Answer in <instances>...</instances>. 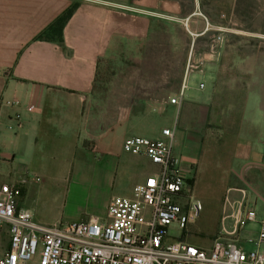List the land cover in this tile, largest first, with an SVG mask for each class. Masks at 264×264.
I'll return each mask as SVG.
<instances>
[{"label": "crops", "instance_id": "obj_1", "mask_svg": "<svg viewBox=\"0 0 264 264\" xmlns=\"http://www.w3.org/2000/svg\"><path fill=\"white\" fill-rule=\"evenodd\" d=\"M237 1L0 0V189L6 184L21 188L19 206L43 226L105 219L113 198L132 196L136 185L157 172L148 158L125 152L124 141L134 136L156 139L163 129L176 127L173 154L186 176L192 164L187 165L185 157L195 158L197 152L191 151L198 149L199 141L191 126L179 130L181 107L212 109L217 97L228 93L230 100L245 102L234 171L246 183L245 188H230L228 196L240 204L236 211L254 208L257 220L236 227L235 238L226 241L264 253V246L257 245L264 219V90L258 86L255 52L250 53V45H219L216 51L212 45L226 32L251 35L226 24L229 20L238 25ZM73 3L79 7L65 26L63 44L40 39ZM163 28H176L187 39L181 87L173 91L179 95L185 85L181 106L152 99L150 113L160 122L149 137L126 123L88 134L85 108L115 47L121 41L152 44ZM237 49L246 54L238 52L240 61L225 64L228 52ZM190 58L200 65L186 76ZM251 64L253 70L241 71ZM224 84L230 90L217 93V86ZM240 86H246V92L240 93ZM235 212L233 219L220 208L217 224L236 226ZM8 245V236L0 234V255Z\"/></svg>", "mask_w": 264, "mask_h": 264}, {"label": "built area", "instance_id": "obj_2", "mask_svg": "<svg viewBox=\"0 0 264 264\" xmlns=\"http://www.w3.org/2000/svg\"><path fill=\"white\" fill-rule=\"evenodd\" d=\"M223 41V35L217 36L213 49ZM199 65L190 58L186 76ZM183 90L171 98L172 105L181 106ZM175 130L165 128L156 139L134 136L124 141L125 152L148 158L157 172L136 185L132 196L113 198L105 219L43 226L19 206L21 188L3 185L0 234L8 236L9 245L0 264H264L262 251L247 250L236 241L217 239L204 248L170 235L171 227L184 234L203 210L173 154ZM256 220L254 208L235 212L237 228ZM257 245L264 246V219Z\"/></svg>", "mask_w": 264, "mask_h": 264}, {"label": "rangeland", "instance_id": "obj_3", "mask_svg": "<svg viewBox=\"0 0 264 264\" xmlns=\"http://www.w3.org/2000/svg\"><path fill=\"white\" fill-rule=\"evenodd\" d=\"M235 17L237 20L234 23L238 25L227 20L229 29L241 30V34L246 31V34L251 35L226 32L222 45H235L240 49L247 45L252 47L250 53L255 52L258 86L264 90V0H238ZM168 30H160L158 36L152 39V44L121 41L115 47L111 60L101 69L97 91L85 108L88 134H99L103 129L120 123L139 130V135L149 137L155 131L160 121L151 115L149 104L154 98H165L171 104L170 99L175 95L173 91L181 87L186 61V37L176 28ZM240 49L228 52L225 64L231 66L233 62L240 61L237 56L246 54L245 49V52H240ZM252 66L241 71L247 73L253 70ZM230 99V95L225 93L217 97L212 109H191L187 104L180 110L179 130L186 131L191 126L195 132L194 137L199 141L198 149L191 151L197 152L195 158L185 157L186 164H192L185 177L193 197L202 203L204 209L198 221L184 234L171 227L170 235L174 239L182 238L181 241L204 248L212 247L217 239L235 238L238 231L235 224L232 227L217 224L218 214L221 208L223 213L229 214L230 211V217L234 219V212L240 204L234 202L237 199L229 197L228 192L230 188L246 186L234 171V150L245 102ZM184 120H189L188 124ZM5 243L4 238L2 245Z\"/></svg>", "mask_w": 264, "mask_h": 264}, {"label": "trees", "instance_id": "obj_4", "mask_svg": "<svg viewBox=\"0 0 264 264\" xmlns=\"http://www.w3.org/2000/svg\"><path fill=\"white\" fill-rule=\"evenodd\" d=\"M79 3H73L67 10L63 12L61 16H59L41 35L40 39L46 40V41H54L59 44H63V31L65 29V26L69 22V20L72 18L74 15L75 11L78 9ZM105 62L104 64H106ZM100 74L99 72V77H97V83L95 85V91L98 88V84L100 81ZM229 85H218L217 86V93H221L222 91L226 92L230 90ZM240 93L246 92V86H240L239 88ZM239 99H236L234 101H237ZM232 101V100H231ZM243 101V100H240Z\"/></svg>", "mask_w": 264, "mask_h": 264}]
</instances>
